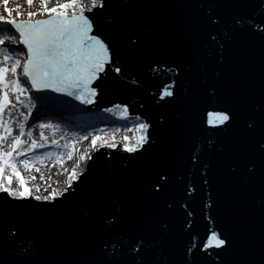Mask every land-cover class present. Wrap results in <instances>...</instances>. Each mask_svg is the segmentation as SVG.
Listing matches in <instances>:
<instances>
[{"label": "water", "instance_id": "obj_1", "mask_svg": "<svg viewBox=\"0 0 264 264\" xmlns=\"http://www.w3.org/2000/svg\"><path fill=\"white\" fill-rule=\"evenodd\" d=\"M25 83L66 115L126 110L60 198L0 192V264H264V0H98L11 22Z\"/></svg>", "mask_w": 264, "mask_h": 264}, {"label": "rangeland", "instance_id": "obj_2", "mask_svg": "<svg viewBox=\"0 0 264 264\" xmlns=\"http://www.w3.org/2000/svg\"><path fill=\"white\" fill-rule=\"evenodd\" d=\"M86 1L95 0H64L69 7L79 6ZM51 16L67 17L55 13ZM51 16L39 21L49 19ZM11 22L25 21L5 20L0 14V96L11 94L10 98L6 97L3 101L14 108L12 116L18 126V136L8 140L10 143L2 155L6 160L19 161L21 157L16 156L21 150L26 153H31L34 149L40 151L36 155L30 156L24 166L20 165V168H15L14 173H20L18 176L12 177L6 171L8 169L0 164V177L6 175L0 189L11 191L15 186L13 189L18 195L24 193L37 195L43 191L35 183L37 178L44 181V177L51 178L52 174L55 175L56 170L60 176L66 174L69 163L73 159L75 160L78 150L90 141L93 135H98L100 139L109 140L127 148L132 139L135 141L143 125L137 124L133 118L124 116V109L121 107H117L119 110L116 111L111 108L106 112H94L91 116H69L50 111L42 108L41 104H36L24 78L27 58L19 48V36L9 27ZM37 22H30V24ZM21 67L24 69L23 76L19 74ZM3 101H1V105L4 108ZM53 152L63 155L60 161L50 158ZM16 163L19 164V162ZM25 173L31 179L30 182L23 178V175H27ZM30 185L36 186L31 188Z\"/></svg>", "mask_w": 264, "mask_h": 264}, {"label": "bare ground", "instance_id": "obj_3", "mask_svg": "<svg viewBox=\"0 0 264 264\" xmlns=\"http://www.w3.org/2000/svg\"><path fill=\"white\" fill-rule=\"evenodd\" d=\"M97 2L98 0L86 1L85 3H81L79 6L77 5L75 7H69L67 6L68 3L65 4L64 0H0V14L5 20H20L30 23L46 18L49 15L51 16L54 13L56 15H65L67 17L76 16L77 13L83 14L86 11H90L92 7L97 4ZM19 74L20 76L24 75V69L22 67L20 68ZM10 96L11 94L0 96V164L4 168H7L8 170L6 171H8V173L14 177L20 174L19 172L14 173L15 168H20V165L24 166L30 156L34 154L36 155L40 150L34 149L31 151V153H26L21 150V152L16 156L21 157L19 161L14 159L6 160L2 155V153H4L8 148V143H10L8 140L18 136V126L12 116L14 113V108H12V105L8 104L6 101H3L6 97L10 98ZM1 101L4 103V108L1 105ZM112 110L116 111L119 109L114 107ZM91 115H93V113L86 114V116ZM123 115H126V113L123 112ZM134 120L136 121V119ZM90 139V141L85 143L80 148V150H78L75 160L73 159L69 163L66 174L60 176L59 172L56 170L54 173L55 175L52 174L50 176L51 178L44 177V181H41L39 178H37L35 183L41 188V190H43L41 194L32 195L31 193H24L18 195V193H16L13 189L15 186L12 187L11 191L6 189L7 191L5 192L13 199L31 196L34 200L52 201L53 199L60 198L62 193L66 191L67 186L70 185L71 181H74L76 178H78L79 175L84 171L93 151L101 146L112 148L114 145H119L120 147L124 148V145H120L109 140L100 139L98 135H93ZM144 140L145 129L144 126H142V129L135 141L132 139L129 146L127 148L125 147L124 149L130 151L139 149ZM62 157V154L53 152L51 153L50 158L60 161ZM16 162H19V164ZM27 176L28 174L23 175V178L30 182L31 179H29ZM4 177H6L5 174L3 177H0V185H2ZM36 185H30V187L34 188ZM2 191L4 192V190L0 189V192Z\"/></svg>", "mask_w": 264, "mask_h": 264}]
</instances>
